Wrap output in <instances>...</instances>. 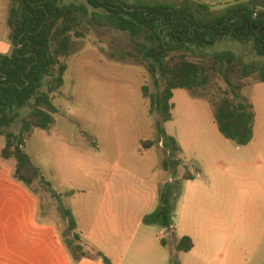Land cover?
Instances as JSON below:
<instances>
[{
	"label": "rangeland",
	"instance_id": "rangeland-1",
	"mask_svg": "<svg viewBox=\"0 0 264 264\" xmlns=\"http://www.w3.org/2000/svg\"><path fill=\"white\" fill-rule=\"evenodd\" d=\"M70 1L79 2H66ZM147 41L145 35L133 38L109 26H96L86 38L74 39L66 59L65 84L51 95L58 108L56 123L48 131L36 130L25 152L62 195L61 202L72 212L78 223L76 232L86 247L90 244L81 232L91 225L108 187L111 194L119 190L144 194L152 186L159 187L160 193L166 183L181 181L172 223L178 224V233L183 228L196 232V248L190 253L176 250L175 255L172 230L147 227L166 239L170 264H264V163L258 162L254 150L247 158L243 155L246 149L222 136L208 102L176 90L173 120L162 128L186 144L185 150L174 155L182 162L176 178L163 169L169 151L158 143L159 117L149 115L142 93L144 86L153 92L155 85L143 63L132 56ZM222 50L233 51L242 63L262 59L251 42L221 39L205 49L207 53ZM48 86L46 81L43 91ZM245 94L263 104V94L255 96L252 87ZM32 110L33 103L22 108L6 131L18 133L22 119ZM142 140L157 143L144 149ZM4 144L0 136V153ZM14 173L15 161L0 157V264L95 260L76 258L66 245L65 239L73 234L58 210L57 199L38 182L33 186L19 182ZM187 173L195 180H182ZM122 179L128 186H122ZM116 180L119 185H112ZM158 209L159 200L153 213ZM203 213L210 218L202 219ZM198 217L212 231H203ZM127 227L137 229L134 232L140 239L136 224Z\"/></svg>",
	"mask_w": 264,
	"mask_h": 264
},
{
	"label": "trees",
	"instance_id": "trees-1",
	"mask_svg": "<svg viewBox=\"0 0 264 264\" xmlns=\"http://www.w3.org/2000/svg\"><path fill=\"white\" fill-rule=\"evenodd\" d=\"M11 0L8 15L9 55H0V136L5 138L0 157L15 161V178L28 186L39 183L57 199L58 210L72 237L66 245L78 259L109 260L91 245L81 244L72 212L61 202L50 182L25 152L36 130L48 131L56 123L58 108L51 96L65 84L74 39L86 38L96 26L112 27L136 38L142 35L147 45H139L132 56L143 63L155 88H142L150 116H158V143L169 151L163 169L176 178L181 161L175 138L162 125L173 120L174 91L183 90L193 100L208 102L222 136L239 147L254 139L256 112L245 89L264 83V0H246L216 7L192 0L172 5L158 0ZM251 42L262 59L242 63L231 50L207 53L219 40ZM48 81L47 91H43ZM33 103V110L21 121L18 133L7 132L19 111ZM157 142L141 141L144 149ZM187 173L182 180H193ZM182 182H168L159 193V209L143 219L147 226L171 231L175 202ZM166 246V239H161ZM194 245L189 237L179 240L176 250L188 253ZM87 248V250H86Z\"/></svg>",
	"mask_w": 264,
	"mask_h": 264
},
{
	"label": "crops",
	"instance_id": "crops-1",
	"mask_svg": "<svg viewBox=\"0 0 264 264\" xmlns=\"http://www.w3.org/2000/svg\"><path fill=\"white\" fill-rule=\"evenodd\" d=\"M172 5H179L183 0H158ZM194 2H201L207 5L221 8V6L233 5L246 0H192ZM11 0H0V55H9L12 51L10 43V29L8 27V15ZM217 8V9H218ZM255 91V96L263 94L264 99V83L250 86ZM175 92V91H174ZM187 94V93H186ZM188 95V94H187ZM249 97V96H248ZM174 98V97H173ZM255 106L256 120L255 133L253 141L242 149H246L243 155L248 158L251 156V151L254 150L258 162L264 163V141L261 135H264V101L263 104L257 103L256 97H250ZM173 101V100H172ZM213 133H216L213 131ZM220 140V138H219ZM179 148L185 150V142L176 139ZM222 141V140H221ZM228 141V140H227ZM230 142V141H229ZM232 143V142H231ZM234 144V143H233ZM189 145V143H188ZM228 149L231 148L227 144ZM237 146V145H236ZM239 147V146H237ZM240 149V148H238ZM242 151V150H240ZM211 156V155H209ZM118 180V179H117ZM112 182V185L118 186V181ZM195 177L193 180L194 181ZM122 181V186L127 184ZM190 181V180H188ZM114 183V184H113ZM128 186V185H127ZM147 193H120V190L113 194L111 188H107L105 197L103 198L98 212L94 215L91 225L86 232H81L85 235L86 241L95 249L102 252L109 260V264H170L171 256L165 252V246L161 244V238L153 230L143 227V219L145 216L154 212L158 207L159 187L147 188ZM138 195V196H137ZM211 197V196H210ZM209 197V198H210ZM208 198V199H209ZM207 199V200H208ZM210 218L206 213H203L202 219ZM199 222L202 219L198 217ZM76 221V220H75ZM131 223V224H130ZM77 228H78V223ZM137 225L141 232L140 239L137 240V232L132 231L127 226ZM203 231L211 230L209 223H202ZM179 226H183L179 223ZM178 224L171 227L173 232L172 243L176 251V246L180 239L189 237L193 242L192 252L196 248V237L193 231H187L184 228L180 233L176 231ZM166 231V230H162ZM161 231V234H162ZM178 237V238H177ZM188 252V253H190ZM178 255L177 251L175 255ZM82 264H104L101 259H87Z\"/></svg>",
	"mask_w": 264,
	"mask_h": 264
}]
</instances>
